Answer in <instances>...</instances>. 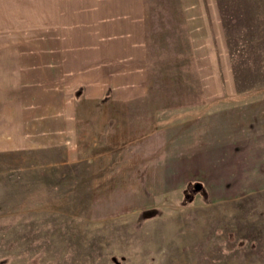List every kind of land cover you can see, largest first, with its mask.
<instances>
[{
    "label": "rangeland",
    "instance_id": "374dc122",
    "mask_svg": "<svg viewBox=\"0 0 264 264\" xmlns=\"http://www.w3.org/2000/svg\"><path fill=\"white\" fill-rule=\"evenodd\" d=\"M160 1L148 37L0 80V264H264V166L166 189L129 137L264 94V0Z\"/></svg>",
    "mask_w": 264,
    "mask_h": 264
},
{
    "label": "crops",
    "instance_id": "0c3cea01",
    "mask_svg": "<svg viewBox=\"0 0 264 264\" xmlns=\"http://www.w3.org/2000/svg\"><path fill=\"white\" fill-rule=\"evenodd\" d=\"M167 7L160 0H0V80L18 72L35 79V54L73 52L64 40L148 37L153 23L168 21ZM138 135L129 134L138 151L160 152V185L175 190L200 175L223 185L218 197H231L229 180H247L264 166V94Z\"/></svg>",
    "mask_w": 264,
    "mask_h": 264
},
{
    "label": "water",
    "instance_id": "95a60500",
    "mask_svg": "<svg viewBox=\"0 0 264 264\" xmlns=\"http://www.w3.org/2000/svg\"><path fill=\"white\" fill-rule=\"evenodd\" d=\"M198 186H199L198 184H195V185H194V187H195L196 189L199 188Z\"/></svg>",
    "mask_w": 264,
    "mask_h": 264
}]
</instances>
